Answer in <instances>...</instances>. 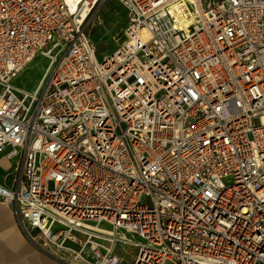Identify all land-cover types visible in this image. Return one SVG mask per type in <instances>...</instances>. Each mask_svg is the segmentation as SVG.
<instances>
[{
    "label": "built area",
    "instance_id": "1",
    "mask_svg": "<svg viewBox=\"0 0 264 264\" xmlns=\"http://www.w3.org/2000/svg\"><path fill=\"white\" fill-rule=\"evenodd\" d=\"M100 1L0 0V200L69 264H264V0H119L103 57Z\"/></svg>",
    "mask_w": 264,
    "mask_h": 264
},
{
    "label": "crops",
    "instance_id": "2",
    "mask_svg": "<svg viewBox=\"0 0 264 264\" xmlns=\"http://www.w3.org/2000/svg\"><path fill=\"white\" fill-rule=\"evenodd\" d=\"M22 159L0 153V181L22 174ZM42 238L29 234L22 224L16 203L0 200V264H69L46 251ZM123 264H129L125 261Z\"/></svg>",
    "mask_w": 264,
    "mask_h": 264
},
{
    "label": "rangeland",
    "instance_id": "3",
    "mask_svg": "<svg viewBox=\"0 0 264 264\" xmlns=\"http://www.w3.org/2000/svg\"><path fill=\"white\" fill-rule=\"evenodd\" d=\"M126 14V7L121 1L102 0L87 18L86 34L95 46L99 57L115 51L123 44ZM58 60L51 64L49 57L38 55L24 67L12 83L23 90L35 91L49 67L51 66L50 71L53 70Z\"/></svg>",
    "mask_w": 264,
    "mask_h": 264
},
{
    "label": "bare ground",
    "instance_id": "4",
    "mask_svg": "<svg viewBox=\"0 0 264 264\" xmlns=\"http://www.w3.org/2000/svg\"><path fill=\"white\" fill-rule=\"evenodd\" d=\"M87 14V11L86 12H84V15H86ZM18 89H20V90H22L21 88H19V87H17Z\"/></svg>",
    "mask_w": 264,
    "mask_h": 264
}]
</instances>
